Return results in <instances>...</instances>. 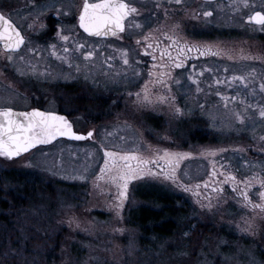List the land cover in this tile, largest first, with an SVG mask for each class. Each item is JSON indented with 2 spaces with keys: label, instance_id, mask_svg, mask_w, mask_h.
Instances as JSON below:
<instances>
[{
  "label": "rangeland",
  "instance_id": "rangeland-1",
  "mask_svg": "<svg viewBox=\"0 0 264 264\" xmlns=\"http://www.w3.org/2000/svg\"><path fill=\"white\" fill-rule=\"evenodd\" d=\"M217 4L216 46L230 51L233 59L224 54L212 61L206 57L190 74L192 79L184 76L180 86L171 87V93L165 87L148 85L152 106L141 107L136 103L135 93L143 94L144 87L130 90L132 95L127 94L123 105L124 117L103 121L102 132L90 139L59 141L14 160L0 157V184L4 182L5 190L10 185L3 175L15 170L37 176L40 184L49 186L53 192L48 201L50 211L37 214L29 211L30 214L18 216L14 227L19 239L11 244L25 245L23 230L27 231L29 226L35 228L36 224L45 226L42 230L54 238L51 254L46 258L45 242L40 237L45 232L38 234L41 243L36 244L35 258L23 255L18 247L10 253L9 240L5 239L4 245L0 242V264H264V213L243 207L242 198L232 191L234 182L228 179L235 176V186L241 190L245 188L243 182L250 177L264 179L260 174L264 166L259 165L264 156V140L256 132L262 120L250 109L247 113L250 118L240 124L234 114L243 107L239 98L227 107L221 99L239 92L248 103L264 104L258 84L260 75L264 74V59L241 58L264 57V37L260 40L245 22L238 21V12L229 6L230 0H218ZM250 4L247 9L243 7L244 13L264 6V0H250ZM202 41L208 39L199 42ZM252 72L255 76L250 80L257 88L255 95L238 81L231 85L217 84L210 76L215 73L216 80L224 81L233 75L248 76ZM165 95L175 99L156 102L158 96ZM177 107L179 113L175 112ZM165 150L188 154L178 164L173 161L175 182L148 177L131 181L124 206L117 215V209L110 207L119 202L116 186L106 176L98 179L104 167L105 151L134 152L145 160L156 161L145 167L171 171L173 165L168 163L170 158H164ZM238 162L240 165L236 167ZM148 187L178 198L172 216L166 215V220L175 227L170 236L143 234L144 227L138 222L143 214L140 210L160 209L159 205L138 197L137 193L141 189L145 193ZM214 188H222L223 192H215ZM262 190L259 183H253L248 189L250 198L259 202ZM218 196L224 199L218 202ZM209 199L213 205L211 211L201 206L207 205ZM245 219L252 221L254 235L241 231ZM150 227L145 229L150 232ZM185 232L189 235L185 236Z\"/></svg>",
  "mask_w": 264,
  "mask_h": 264
},
{
  "label": "flooded vegetation",
  "instance_id": "flooded-vegetation-1",
  "mask_svg": "<svg viewBox=\"0 0 264 264\" xmlns=\"http://www.w3.org/2000/svg\"><path fill=\"white\" fill-rule=\"evenodd\" d=\"M126 2L138 8L140 14L135 17V21L141 27L128 26L133 20L129 17L123 33L96 37L89 36L78 26V9L82 7L83 0H0V12L14 23L24 37L23 45L12 53L5 51L0 44V108H12L15 111L37 109L56 113L70 120L75 131L82 134L92 132V136H96L103 130V121L124 117L123 105L130 90H139L145 85L164 87L155 82L162 72H170L173 79H164L168 80L171 87H178L174 81L178 79L182 84L184 76L188 80L201 62L206 61V57L212 61L222 56L186 53L180 56L184 61L180 68L172 66L167 56L163 60L160 56L171 45L164 33L177 41L176 45L167 47L173 57L178 55L177 47L186 42L211 45L215 51L218 0H183L181 5L169 4L168 0ZM157 3L161 7H156ZM41 5L54 7L41 13L37 11ZM57 9L60 11L59 17L56 15ZM165 9H168L167 16ZM246 9L239 5V10H234L238 12V21L245 22V26L262 40V26L247 18L256 11L264 12V6L253 7L244 13ZM206 10L212 11V16L204 17L202 13ZM65 12L68 14L65 15ZM193 13L199 15L194 17ZM176 24H179L178 28H174ZM57 32L71 34L73 39L86 44V50L95 49V55L86 61L81 55L83 50L72 51L68 54L72 65L70 67L69 62L61 61L51 54V45L55 44L57 54L65 55L62 51L65 42L57 36ZM146 35H150L147 41L144 40ZM201 39H208V42L200 43ZM149 43L153 45L152 48L147 47ZM68 44L70 48L74 47L71 40ZM125 52L128 65L123 63ZM8 55H12L11 61L6 58ZM153 55L156 59H153ZM165 62L166 66H161ZM30 65L35 67L37 74H33ZM45 69L51 74L40 75ZM213 70L208 69L209 72ZM150 72L153 75H149ZM210 76L216 81L215 73ZM260 82H264V74L260 75L258 84ZM262 100L264 103V96ZM76 121H80V124ZM256 132L264 137V120ZM260 162L259 165L264 166V156ZM260 171L257 169V172ZM260 174L264 175V170Z\"/></svg>",
  "mask_w": 264,
  "mask_h": 264
},
{
  "label": "snow or ice",
  "instance_id": "snow-or-ice-1",
  "mask_svg": "<svg viewBox=\"0 0 264 264\" xmlns=\"http://www.w3.org/2000/svg\"><path fill=\"white\" fill-rule=\"evenodd\" d=\"M182 2L183 0H168L169 4L175 5H181ZM239 5H242L244 8L252 6L250 4V0H230L229 6L233 7L234 10L238 11ZM52 7H54V5H41L38 6L37 11L42 13ZM156 7L159 8L161 5L157 3ZM167 13L168 9H165V16H167ZM64 14L67 15L68 13L65 12ZM139 14L138 8L127 3L126 0H91V2L90 0H83L82 7L78 9V26L89 36H118V33H123L125 31V22L129 20V17H132L133 20L129 22L128 26H134L136 28L141 27V24L138 21H135V17ZM212 14V11L208 10L202 13L204 17H210ZM56 15L59 17V9H57ZM198 15V13H193L194 17ZM247 19L250 22L254 21L256 24L261 25L262 30H264V12L256 11L254 14L249 15ZM178 27L179 24L174 25V28ZM164 35L167 40L171 41V45L167 47L177 44L176 39H174L172 36L168 35L167 33H164ZM57 36H59V38L65 42V44L62 46V51L65 55L60 56L57 54L55 44L51 45V54L56 56L57 59H60L61 61L69 62L70 67L72 65L69 61L68 54L72 51L83 50L81 51V55L86 61L90 60L95 55V49L86 50V44L76 41L73 39L71 34L57 32ZM148 39H150V35L144 36V40L147 41ZM70 40L74 45L72 48H70L68 44ZM0 43L3 44L4 50L9 53L17 51L24 43V37L21 35L20 31L17 30L14 23L9 18H7L3 12H0ZM139 43L140 41L137 40V44ZM147 47L152 48L153 45L149 43ZM157 47H159L158 44ZM167 47L160 53L161 59L163 60L164 57L167 56L168 61H171L172 66L175 68L183 67L184 61L180 59V56L191 52H196L200 56H218L224 54L227 55L229 59H233V57L230 55V51L220 49L218 46H216V50L214 51L213 46L211 45H200L186 42L183 44V46L177 47V57H173L171 52L167 50ZM6 58L9 61L13 59L12 55H8ZM241 58L264 59V57L260 56H242ZM21 59H23V57H21ZM153 59H156L155 55H153ZM123 63L125 65H128L129 63L126 52L123 53ZM166 64L167 62L161 66H166ZM30 67H32L33 74H37L35 67L31 65ZM225 71H227V69H225ZM20 74L23 75L24 73L20 72ZM39 74L48 76L51 73L45 69ZM202 74L203 73H201V75ZM149 75H153V73L150 72ZM254 76V72L249 73L248 76L233 75L224 81L217 79L216 83L220 84L224 82L231 85L232 82L238 81L244 89H251L250 94L255 95L257 88L252 80H250V77L254 78ZM164 77H168L169 80L173 79L170 72H162L159 73L155 82L162 84L168 89V92L171 93V85L168 83V80L164 79ZM189 79H192V77L190 76ZM174 82L178 86L181 84V81L178 79ZM192 82L197 83L196 80H192ZM259 93L264 94V82L259 83ZM129 95H132V93H129ZM151 95L152 94L148 91L147 85H145L143 94H141V92L135 93L137 98L136 103L141 107L152 106L154 101L151 99ZM217 95H220V93L218 92ZM174 99V96H158L156 102L168 103L170 100ZM221 99L224 101L225 107H227L229 103L235 104L237 100L239 104L243 106L240 111L234 112L235 117L240 124H244L245 120L250 118L247 115L250 109L257 112L259 118L264 120V104L248 103L245 97L240 96L239 92H237L236 95L230 97L221 96ZM175 112L179 113L180 109L178 107L175 108ZM87 135L91 137L93 133L89 132ZM57 137H68L75 140H81L85 138L84 136L77 135L72 131L71 124L64 116L40 111L37 109H33L32 111L17 112L12 108H0V156H5L11 159L13 157L19 156L23 152H28L31 148H34L37 145L49 144ZM260 139L264 140V137H261ZM187 155V153H169L165 150L164 158H170L168 163L173 165L172 170L166 171L161 168L160 171H153V169L145 167V165L148 163H156L155 160H145L134 152L121 154L118 152L105 151L104 167L100 169L101 176H99L98 179H105L106 176L107 180L116 186L118 190L117 199L119 200L118 203L115 205H110V207H115L117 209V215H119V210L123 208L124 200L127 198L129 183L133 180L144 179L145 177H148L153 179L163 178L164 180H172L175 182V164H173V161L175 160V163L178 164L179 159H183ZM132 161H135L136 163L133 164ZM157 167H159L158 164ZM80 178L82 179L83 177ZM228 179L234 182L232 191L237 193V195L242 198L240 203L243 207L251 209L254 213L256 211L264 213V190L259 192V202L253 201L250 198L248 192V189L251 188L253 183H259L261 189H264V179H260L257 176L250 177L247 181L243 182L245 184V188L243 190L235 186V176H230ZM96 186L100 187L99 185ZM101 191H103V189H101ZM213 191L222 193L223 189L214 188ZM223 199L224 197L222 196L217 197L218 202ZM201 206L206 207L209 211H211L213 208L210 199L207 205L202 204ZM72 222L73 220L70 219L69 224L71 225ZM244 224L245 226L241 228V231L250 232L254 235L255 233L252 230V221L245 219ZM77 227H79L78 224ZM117 231L123 230L117 229ZM184 235H189V232H185Z\"/></svg>",
  "mask_w": 264,
  "mask_h": 264
},
{
  "label": "trees",
  "instance_id": "trees-1",
  "mask_svg": "<svg viewBox=\"0 0 264 264\" xmlns=\"http://www.w3.org/2000/svg\"><path fill=\"white\" fill-rule=\"evenodd\" d=\"M65 141V140H62ZM240 163H236V167H238ZM4 179L9 182L10 188H3L4 182L0 184V242L3 241V245L5 239L9 240L8 249L11 253L13 248H22V254L25 256L34 257L37 256L36 253V244H40V238L38 237L40 233L42 234L41 240L45 242L44 248V258L48 257L51 254V249L53 246L54 238L48 234L46 231H43L42 227H38L37 224L35 228L32 226L28 227V230H23L22 234L26 238L25 245L22 247L20 245L11 244L14 243L15 239L18 240V232L16 227H14V223L18 221L19 215H27L30 212H34L35 214L44 211H50L49 202L53 195L52 189L49 186L42 185L38 181V177L35 175L28 174L26 172H18L15 170H10L4 173ZM11 183V184H10ZM145 188V187H142ZM148 191L145 193L140 190L138 197L145 201H151L156 205L160 206L158 210H140L141 218L138 220L142 227H144L143 234L145 236H159L166 237L170 236L174 233L175 227L173 226V222L170 220H166V215L172 216V211L174 210V204L177 202L175 196L167 195L162 191L151 189L148 187ZM162 192V193H161ZM30 211V212H29ZM44 214V213H43ZM42 214V215H43ZM45 215V214H44ZM41 217V216H40ZM135 217V215H134ZM15 219V220H14ZM137 219V218H135ZM164 219V220H163ZM45 224V219L43 221ZM33 223V222H30ZM152 225L151 231L145 229V226ZM5 226V229H3ZM37 228L40 230H36ZM5 230V231H4ZM6 234L8 237H6ZM39 234V235H38ZM16 236V238H15ZM46 236V237H45Z\"/></svg>",
  "mask_w": 264,
  "mask_h": 264
},
{
  "label": "water",
  "instance_id": "water-1",
  "mask_svg": "<svg viewBox=\"0 0 264 264\" xmlns=\"http://www.w3.org/2000/svg\"><path fill=\"white\" fill-rule=\"evenodd\" d=\"M0 44H2V43H0ZM2 45H3V44H2ZM22 45H23V44H22ZM22 45H21V46H22ZM21 46H20V47H21ZM19 49H20V48H19ZM19 49H18V50H19ZM14 111H15V110H14ZM30 111H32V110H30ZM40 111H41V110H40ZM17 112H21V111H17ZM50 113H51V112H50ZM54 114H56V113H54ZM56 115H59V114H56ZM60 116H62V115H60ZM66 119H67V118H66ZM67 120H68V119H67ZM68 122L71 124V126H72V131H73L74 133H76L77 135L84 136L85 138H84V139H81V140H75V139H71V138H68V137H57L55 140H53V141H52L51 143H49V144H40V145H37L36 147L31 148L28 152H23V153H21L19 156L13 157V158H11V159H9V158H7V157H5V156H0V157H1V158H4V159H7V160H14V159H18V158H20V157H23V156L29 154L30 152H32L33 150H35V149H37V148H39V147H46V146L53 145L54 143H56L57 141H59V140H61V139L70 140V141H84V140H87V139L92 138V136L89 137L87 134H82V133H79V132L75 131L72 122H71L70 120H68Z\"/></svg>",
  "mask_w": 264,
  "mask_h": 264
}]
</instances>
